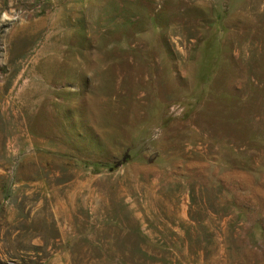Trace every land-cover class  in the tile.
<instances>
[{
	"label": "rangeland",
	"instance_id": "obj_1",
	"mask_svg": "<svg viewBox=\"0 0 264 264\" xmlns=\"http://www.w3.org/2000/svg\"><path fill=\"white\" fill-rule=\"evenodd\" d=\"M0 264H264V0H0Z\"/></svg>",
	"mask_w": 264,
	"mask_h": 264
}]
</instances>
